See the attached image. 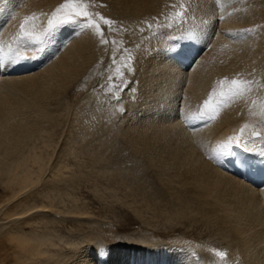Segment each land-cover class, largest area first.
<instances>
[{"label":"bare ground","instance_id":"6f19581e","mask_svg":"<svg viewBox=\"0 0 264 264\" xmlns=\"http://www.w3.org/2000/svg\"><path fill=\"white\" fill-rule=\"evenodd\" d=\"M66 2L0 0V48L8 53L10 48L20 46L22 55L38 57L13 62L0 55V174L6 175V185L12 190L9 195H12L16 208L14 212L6 210L4 214L10 219L50 210L70 215L87 214V210L78 205V198L72 195L71 205H64L63 209L58 206L64 204L62 194L57 193L55 197L56 193L41 191V198H46L47 203H34V200L29 205V201L22 200L21 196L38 185L48 170L54 176L64 175V170L70 168L67 158L78 156L70 141H63L60 147L55 146L59 148L53 152L56 155H52L49 149L52 148L53 138L58 136L57 128L62 121L66 119L67 123L63 138H68L67 133H72L71 128L80 119L79 104L83 101L90 103L92 99L87 96V99L76 103L68 102L66 113L53 112L51 101L64 92L69 95L88 87L84 82L80 84V80L95 61L98 62L95 60L96 48L108 54L110 59L120 56L119 61H125L126 54L120 51L116 55V52L126 45L137 51L135 69L130 78L135 84L137 99L129 101L131 94L127 95L128 105L124 107L106 102L103 94H95L97 107L87 117L88 121L96 119L93 127L101 122V134L94 137L87 129L84 138H105L101 146L106 152L110 149L112 138L118 135L132 152L145 155L158 175L166 177L163 178L164 185L173 186L175 199L165 200L170 205L165 201L161 205L156 203L159 199L154 202V191L144 192L138 183L134 186L131 178L127 179L115 170L102 173V176L110 175L104 188L110 191L108 193L115 201L129 210L133 205L134 212L142 217L144 209L147 213L153 211L150 212L153 215L149 216V222L141 218L147 227L157 228L160 217L164 222L176 225L168 227V231L153 229L152 237L142 233L132 234L131 246L125 247L121 243L106 244V238L96 235L84 251L77 252L79 246L75 237L62 239L52 231L55 225L60 226V220L54 222L45 218L41 231L34 228L31 233L14 234L9 239L14 242L12 247L17 264H218L220 260H215L217 256H213L212 251L221 253L218 248L220 243L216 242L217 237L212 239L213 235L222 236V243L228 237L232 241L227 252L228 264H264V181L254 186L236 177L222 166V157L217 159L214 155L215 150L228 143L231 137L235 138L233 143L236 140L247 142L264 165V157L255 151L264 148V140L254 135L264 136V0H73V3L79 2L82 8L85 2L91 6L94 4L93 9L99 7V18L93 21L96 24L92 22L93 27H83L86 24L84 20L88 23L87 19H82L83 16L74 23L61 24L48 38L42 54L35 50L34 45H19L21 25L26 17L30 18L26 25L28 30L43 33L48 27L49 13H54ZM89 5L88 8L91 7ZM83 11L88 13L90 10L83 8ZM173 14L177 17L169 18ZM57 15L60 18L63 10ZM105 20L122 25L112 31L115 33L114 37L112 35L114 43L108 52H105L103 43L106 26L109 25ZM160 21L168 25L178 23L180 27L177 31L167 29L162 33L161 29L165 26H157ZM149 23H154L151 26L155 27V31H146ZM139 28H145L148 33L145 35L144 31L142 34ZM207 47L209 50L204 52L203 58L197 59L198 52ZM101 68L104 67L91 69L92 77L94 71ZM107 73H102L101 78L106 80ZM249 74L258 82L256 85L253 82L246 85L242 94L233 98L216 95L219 102L224 101L221 107L198 109L199 101L207 92L214 90L220 79L226 80L224 83L227 84L236 75ZM95 81H91L94 90L105 85ZM74 83H77L76 86ZM89 92L91 96L93 91ZM115 97L119 100L122 96ZM181 98L184 112L178 115L176 103ZM112 108H118L120 114ZM206 110L210 111L211 119H200L199 113ZM132 113L135 115L132 123L121 125L117 122V117L123 120ZM198 120L205 123L197 128L192 124ZM93 150L90 163L97 168L107 158L103 157L99 146ZM53 156L56 157L54 160ZM132 170L138 177L143 169L140 172L135 168ZM94 185L97 190V184ZM4 207L0 205V208ZM131 220L132 216L126 217V223L117 230L129 231L134 224ZM70 223L76 226L71 220ZM177 233L182 235L181 238L167 243L169 237ZM75 246H78L77 250Z\"/></svg>","mask_w":264,"mask_h":264},{"label":"rangeland","instance_id":"374dc122","mask_svg":"<svg viewBox=\"0 0 264 264\" xmlns=\"http://www.w3.org/2000/svg\"><path fill=\"white\" fill-rule=\"evenodd\" d=\"M74 4L80 5L79 2H77V3L74 2ZM83 4H85L87 7ZM83 4L82 5H83L84 10H87V11L90 10L88 12V16H89L90 20L92 22L98 21V18H99L98 14L99 13L97 11L100 10L99 7L97 9L96 8L93 9L95 7L94 4H92L94 7L89 5V4H86V2ZM88 5L91 6L92 8L89 7V8H91V9H89ZM106 8H108V7H106ZM62 10H63V15L62 16L60 15V18H59V15H57L54 18L53 12L49 13L50 14L48 17L49 20H54V22L58 23L59 19L64 18L65 13L70 12V11H74L75 9L70 7V8H66V9H62ZM102 11L106 13V10H102ZM109 12L112 13L113 10H111V11L109 10ZM174 17H177V15L173 14L169 18L172 19ZM82 19H84V17H82ZM217 19H219V18H217ZM217 21H219V20H217ZM84 22L87 23L86 20H84L83 23ZM118 23L119 22H116L115 24H111V25L106 26L105 37H103L104 38L103 43H105V52H108L110 49V46L114 43V39L112 38V35L114 37V34H115V33H113V32H115L114 29L116 30L117 27H122L121 23H119V24ZM154 23H151V24L149 23L148 25H146L147 30L145 28H139L140 30L142 29L141 33L144 34L143 32L145 30L148 32H151V30L155 31V27L151 26ZM94 24H96V23H94ZM157 24H158L157 26H165L164 29H161L162 33L166 32L167 29L170 31L171 30L177 31L178 30L177 27H180L178 25V23L177 24L171 23L170 25H168V24H163V22L160 21V23L157 22ZM116 25H118V26H116ZM111 26H113V27H111ZM146 31H145V35L148 33ZM34 32L37 35H39V34H41L42 31L39 30V31H34ZM111 32L113 34H111ZM110 39H113V40H110ZM95 50H96L95 60H97L98 62L95 61V64L92 65V68L90 67L89 68L90 70L88 69V71H87V74H89V73L90 74L88 76H87V74L84 75V77H82V79H81L82 81L80 80V84H83L82 82H84L85 86H88V87H86L82 90L76 91L73 94H69V95H66V93L64 92L62 95L56 96L51 101L52 105L50 107H51V109H53V112L59 113L60 111H62L63 113H66L68 111L66 109L68 107V102L70 103V101L71 102L74 101L76 103V101H78V100L87 99L86 98L87 96L90 97L89 100L92 99L90 101V103H86L83 101L79 104L80 115L78 116V118H80V119H79V122H75L76 126L74 128L73 127L71 128L72 133H67L68 138H63L64 137L63 134H65V129H66L67 123H66V119H64L62 121L60 127L57 128L58 129V136H57V138H53L54 142H53L52 148L49 149V151L52 155H56L53 152L56 151L57 147L61 146L63 141H70L71 146L75 147L78 156L72 155V156H69L67 158V160H68L67 162L69 163V167H70L69 169L64 170L65 171L64 175H66L67 178L64 175L54 176L53 172H50L48 170L45 174L46 176L44 175L42 181H40V183L38 185H36L33 189H31L25 195L21 196L22 200H24V201L28 200L29 201V202H27V204L29 205L34 200H35L34 203H36V201H40L37 203H41V202L47 203L48 200L46 198H44V199L41 198L42 192L49 191L51 194H53V193L62 194L64 204L60 203V204H58V206L60 209H63V208H65L64 205H68V204H69V206L71 205L72 198L70 195H72L75 198H78V202H77L78 205H80V207H83L85 211L87 210L86 211L87 214L80 213L77 215L76 214L70 215L68 213L65 214L62 211L56 212L55 210H50V211H46V212L45 211L44 212L40 211V212H35V213L31 212V213H28L27 215L25 214V215H20V216H14L13 219H12V217L10 219V217H7V214H4V211L9 210V209H12L11 212L16 211L15 210L16 209L15 203H14L15 201L12 200L13 199L12 195H9V194H12V190H11V188L9 190V187H7V185H6V181H7L6 175L3 173L0 174V205H5V207H4L5 209L0 208V258L2 256V258L0 259V263L3 262L1 264H17V260L15 258L14 250L12 247L14 242L12 240H9V239H11V237L14 234L31 233V232H33L34 228H38L41 231L44 228L43 222L45 221V218L52 219L54 222L60 220V222H61L60 226L57 227V225H55L56 227H54L55 229L52 231L55 234H59V236L62 239L75 237L76 242L78 243V246H79V248H78V246L77 247L75 246L76 250L78 248L77 252H79L80 250L84 251L86 249V247L90 245L91 239L94 238V236L96 237V235H100L104 239L106 238V241H105L106 244L121 243L123 245V247H125V246H131L132 234L135 236L139 233L140 234L142 233V234H145V235L152 237L153 235H151V231L153 229H159L161 231H168L169 230L168 227H171L172 225H176V223H174V222L166 223L163 220H161V217H160L159 222H157V225H158V226H156L157 228H153V226L147 227V225L142 222L143 220L141 218H144L146 222H149L150 221L149 216L151 217L153 215V214H150V212L153 213V211H150L147 213L146 209H144V213H143L144 216L142 217L140 214H137L134 212L133 205L129 210V208L127 206L122 205L119 201L118 202L115 201L113 199V197H111V194L108 193L110 191L109 190L107 191V189L104 188V186L107 185V183L109 181L110 177H108V176H110V175L106 174V176H102V173L105 171H110V170L114 171L115 170L116 172H120L123 175H125V177L127 179L131 178L132 180L130 179V181L134 182V186H138L136 184V183H138L139 186H141V188L145 190V191L143 190L144 192L147 193L148 191H151L153 193V191H154V194L156 195L157 198L154 197L155 196L154 194H152L153 198H154L153 201L154 200L156 201L157 199H159V200H157L159 202L156 201V203H159L160 205L164 204L166 201H170L171 199H175V192L172 189L173 186H170V187L167 186L166 187L164 185L165 179L163 180V178H166V177L163 176L161 178L158 175L157 171L149 163L147 157L145 155L136 154L134 151L132 152V149L125 144V142L122 140L121 137H118V135H117L118 138L117 137L112 138L113 140L110 141V143H109L110 149L106 152L104 151V147L101 146V143L105 140V138L104 139L93 138V137L84 138V133L87 132V129H90V131L94 134V137H97L101 134V133H99L101 122H99V124H98L99 126H96L97 127V129H96V127H93L96 119L95 120L93 119L92 121L91 120L88 121V117H87V114L89 112L95 110L97 107V104H95V101H98V99H95L97 96H102V94H103V96L105 95L104 97L107 99L106 102L115 103V104L118 103L117 105L124 106V107L128 105V102L126 100L127 95L131 94L129 101H132L133 99H137L135 84L133 82H131V79H130L132 77V74L134 71L133 69H135V64H136L135 60L137 58L136 49L135 50L131 49V48L129 49V48H127L126 45H124L122 48H120V47L118 48L116 55H117V53H121L123 51L127 56V59L125 60L126 62L122 61V60L119 61L118 58H120V56L110 59L108 57V54L101 53L102 51L100 49L98 50V48H96ZM207 50H209V47H207L205 50L201 49L198 52V58L197 59H199L201 57L203 58L204 52ZM103 56L105 58H102ZM107 58H108V60H107ZM105 61H107V62H105ZM102 64H104V66ZM105 64H107V65H105ZM100 66H102L104 68H101L99 71L97 70L98 72L94 71V74L95 73L96 74L95 75L93 74V77H92L91 74H92L93 70H91V69H95L96 67H100ZM105 66H107V67H105ZM105 68L106 69L108 68V69L104 70ZM102 69L104 70V72L102 71ZM110 70L114 71V72L111 73ZM106 72H109V73H107V75H105V76H107V78L105 77L106 80H104V78L103 77L101 78V76H102V73L106 74ZM97 73H98V75H97ZM97 77H99L100 80H98ZM93 78H95V79H93ZM87 79H88V81H87ZM92 80H93V82H94V80H97V81H95V82H97V84H98V81H101L102 85L103 84H105V85L100 86V83H101L100 82L98 86H100L101 89L94 90V87L92 86L94 83L91 82ZM234 82H240V83H239V85H237ZM252 82L254 85H256L258 83L256 80L254 81V77L251 74L241 75V76L236 75L235 79H233V81H230L227 84L223 83L220 85V82H219L216 85H214V90H211L214 92L213 99L217 100L218 98H215V97L219 96L220 94H221V96L222 95L228 96L230 89H234L237 86L244 88L246 85H249ZM76 84L77 83H74V86H76ZM128 85L131 86L132 88H129ZM211 87H213V85ZM226 87L228 89L225 91ZM95 88H97V87H95ZM123 90H125V91L127 90V91L125 92ZM89 91H93L94 95H92L93 92H91V96H89V93H90ZM99 93H100V95H99ZM95 94H97L96 97H95ZM134 94H135V96H134ZM115 95H121L122 97L118 100V98H116ZM208 96H209V93L207 92L205 94V96L199 101L198 105L201 104L200 105L201 109L204 108V107H202L203 103H201V102L202 101L205 102L207 100L205 98H207ZM233 97H235V96H231L230 98H233ZM217 102H219V100H217ZM48 103H50V101ZM85 103L87 105H85ZM218 104H219L218 107H221L224 104V101L219 102ZM88 105H90V108ZM86 106H87V108H86ZM104 106L106 108H110V106H106V105H104ZM176 106H177L178 115H181L184 112V110H183L184 105H183L182 98L180 100H177ZM60 107H62V109ZM102 108H103V106H102ZM65 109H66V111H65ZM113 110H118V108L113 109ZM218 111H219V109H218ZM115 113L120 114V110H118V112L115 111ZM137 113L138 112H136V114ZM93 115L95 118L96 114L94 113ZM134 116L135 115H133V113H132V115L128 116L126 119H123L124 121L122 120V118L117 117L118 118L117 122H119L121 125H123V124L126 125L129 122L132 123ZM83 122L86 125H84ZM90 123H92V124H90ZM47 125L50 126L49 124H47ZM112 126L114 127L115 124L112 123ZM59 136H60V138H59ZM61 137H62V139H61ZM69 137H71V138H69ZM58 139L59 140L61 139V140L59 141ZM108 140H109V138H108ZM59 142H60V144H59ZM85 144H87V145H85ZM88 145H89V147H87ZM55 146H57V147H55ZM96 146H99L100 152L103 151V154H104L103 157L107 158V161H103L104 163L102 164V166L100 163V165H98L97 168L91 166L92 161L90 158V157H92V151L91 150L95 149ZM58 150H59V148H57V151ZM89 154H91V156ZM101 155H102V153H101ZM55 158L56 157L53 156V160ZM149 165H150V167H149ZM147 167H148V169H147ZM134 168L137 169V172H140L143 169L141 171V173L138 174V177L136 176V174L134 175V173H133L135 170H132V169H134ZM151 170L154 172L150 173ZM71 171H72V174L70 173ZM144 171H147L146 174H142V173H144ZM50 173H51V175H50ZM70 174H71V176H70ZM149 175L152 177H150ZM75 176H77L78 178ZM50 177H53V178H50ZM58 178L60 180H58ZM4 179H5V181H4ZM139 179H140V181H138ZM61 180H62V182H60ZM66 180H68V181H66ZM2 181H4V182H2ZM52 181H54V182H52ZM142 181H144L145 184ZM94 184H97V186H98L97 190L94 188L95 187ZM147 184L149 186H147ZM175 185H176V183L174 184V186ZM146 187H148V188H146ZM5 188H7V189H5ZM167 188H169V189H167ZM64 190L66 193H64ZM151 192H149V193H151ZM156 192H158V195L160 194L159 198H158V195ZM29 194L32 195V197H30ZM58 194L55 197H57ZM168 195L171 197H169ZM39 196L41 199L39 198ZM173 196H174V198H173ZM160 200H161V203H160ZM7 201H11V202H7ZM162 201H165V202L162 203ZM13 203H14V205H13ZM169 203L170 202H166V204H169ZM125 209H127V210L125 211ZM157 210H158V208H157ZM128 215L132 216L131 222L134 224L131 226L129 231H126V232L118 231L117 230L118 227L121 226L122 224L124 225L126 223V217L129 218ZM18 217H19V219H18ZM25 217H26V219H25ZM29 219H31V220L29 221ZM70 220L73 221V223H75L76 226H72V224L70 223ZM63 224H64V226H63ZM12 226H13V228H12ZM212 229L214 230V226H212ZM18 232H20V233H18ZM54 233L52 235H55ZM200 234H202V233H200ZM209 235H207V237H206L207 239H209V237H208ZM127 236H130V238H128ZM181 236L182 235L178 234V233L173 235V236H170L169 239L167 240V243L170 242L172 239H175V240L180 239ZM55 237L58 238V236H55ZM215 237H217V240H218L216 242L220 243L218 245V248H219V250H221V252L224 253V256H220L218 253H215L212 251V253H214L213 256H215V255L217 256V257H215L216 259L215 258L214 259L218 262V258H219L220 261L218 262V264H222V262H226V264H228V255H227L228 253L227 252L229 250L228 247L230 245H232V241L228 237V239L224 240L225 242L222 243L223 242V239H221L222 236L213 235L212 239ZM107 241H109V242H107ZM80 243H81V245H80ZM66 249H68V247H66ZM225 255H226V257H225ZM2 259H4V260L2 261ZM9 261H10V263H9Z\"/></svg>","mask_w":264,"mask_h":264},{"label":"snow or ice","instance_id":"6c2138e0","mask_svg":"<svg viewBox=\"0 0 264 264\" xmlns=\"http://www.w3.org/2000/svg\"><path fill=\"white\" fill-rule=\"evenodd\" d=\"M74 8V11H70L64 14V18L59 19L58 23L54 22V20H49L48 22V27L43 31V33L37 35L34 31L28 30L26 28L28 19L30 18H25V23L21 25V39L19 41V45H34L36 46V51L39 53H43L45 51V46L47 44L48 38L52 35V33L55 31L57 27H59L61 24H68V23H74L77 20L80 19L81 16H83L85 19H88V23L84 24L83 27L89 28L93 27V23L90 20L88 13L83 11V8L79 5H76L73 3V0H67V2L63 5L60 6V8L56 9V12L53 13V17L55 18L58 13L61 12V9H66V8ZM34 19V17H33ZM103 19V17H101ZM106 24L111 25L112 21L111 20H105L104 21ZM98 27V26H97ZM0 55H2L5 59H11L13 62L20 60V59H37L38 57L36 55H33L31 57L24 56L21 54L20 46H18L16 49H9L8 53H4L3 49L0 48ZM237 85H239L240 82H234ZM245 89L237 86L234 89L229 90V95L231 96H238L241 95L242 92ZM211 97L209 100H206L204 102V108L208 109L209 108V103H210ZM214 111V109H213ZM199 118L204 120V119H211V113L210 111H203L199 113ZM258 138L264 140V136H260L258 133H254ZM235 138H229L228 143L221 144L216 150H215V157L217 159L227 156V155H232L233 154V149L234 148H241L244 152H250L253 151L252 149H248L246 147L247 142L241 143L239 140H236L235 143L232 141ZM258 152V154L261 157H264V148L255 150ZM220 256H224V253L221 252L219 253Z\"/></svg>","mask_w":264,"mask_h":264}]
</instances>
